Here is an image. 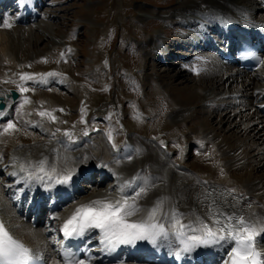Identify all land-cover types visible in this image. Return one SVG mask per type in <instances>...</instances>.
<instances>
[{"label":"bare ground","instance_id":"obj_1","mask_svg":"<svg viewBox=\"0 0 264 264\" xmlns=\"http://www.w3.org/2000/svg\"><path fill=\"white\" fill-rule=\"evenodd\" d=\"M250 6H257V10L255 7L249 9ZM52 10L53 8L50 9V11ZM137 11L139 21L150 18V20L160 19L165 23L171 22L172 24V28L169 29H172L173 35L176 34L175 39L168 38L170 35L168 36L167 30L165 35L164 28H167L165 25L158 33L155 34V31L154 36H150L146 40L139 39L138 49L140 48L144 55L156 56L154 67L164 65L161 73L156 72V77L161 78L165 73L174 71V74L168 78H174L178 83L184 84L182 92L188 95L189 100L198 99L202 103L203 115L206 118L201 119L199 127L195 122L198 118L197 111L188 106L190 105L189 101L182 99L179 104L173 103L174 110L170 113L174 122L184 119L187 123L195 122V127L190 128L189 131L198 132L200 139L190 132L183 134L185 136L183 141H177L169 146L174 152L173 159H171V154L162 152L158 148V145H165L161 143L163 137L151 134L149 131L146 133L147 137L139 133H136L139 136L130 135L128 138L123 136L122 141L117 145L118 151L110 149L109 144L112 147L111 142L113 141L108 140L107 134L104 136L95 134L82 141L80 138L65 141L66 138H54L50 133L45 132L44 128L40 127L42 121L37 122L38 118L33 121L26 118L27 114L24 110L16 113L14 108L20 99L16 103L9 99L7 108L4 110L5 115L0 117V145L7 136L5 132L1 133V129L7 124L5 122L9 116H12V121L15 117L14 122L17 119L27 129L33 124V127L36 128L35 133L40 132L39 134L46 137L38 138L39 140L32 144L15 147L10 154L11 158L8 156L9 161H6L8 163L0 158V165L4 163L6 170V173L3 174L0 169V208H4L3 200L6 202L7 195L15 190L14 186H10L13 180L12 173H14L12 161L14 160V163L20 166L46 159L48 168L53 166L58 170L75 168L79 174L83 168L94 166L107 172L105 177L108 178L98 186L94 185L87 196L72 201L68 206L70 209H75L80 204L88 203L94 199L105 197L119 199L121 197L115 194L116 188L119 189L118 186L125 180H129L128 178L139 176L142 179L138 180L140 187L138 186L136 191H139L140 188H145L146 191L137 201L141 209L135 217L137 219L145 217L149 210L157 205V201L162 200L160 208L162 207L168 214L171 209L182 213V222L187 224L195 220L197 216L206 217L208 205L215 201L216 205L229 215L233 212L237 215L243 214L259 223L264 220V108H262L264 105V64L259 72L247 74L225 66L213 55H198L191 60L180 62V65H177L180 69L174 68L171 63L164 64L162 60L173 57L172 49L180 50L189 46V35L193 29L186 23H193L196 26L197 17L207 24L214 25L225 19L242 22L244 18L246 23L251 26L264 23V20L259 17L264 11V0H177L176 4L167 10L155 12L147 8H137ZM5 20H8L11 25H15L13 23L16 21V16L11 18L6 15ZM3 23L1 18L0 58H6L7 51L12 49L18 52L22 58H26L28 54L25 55L26 51L24 53L25 48L22 47L20 39L29 33L36 41L42 40L43 37H49L46 30L43 31V29L36 33L39 30H36L37 27L31 25L32 23L28 24L30 28L13 26L8 28L4 27ZM178 28H180V32ZM175 30L179 33L177 34ZM203 40L206 41L203 48L212 46L207 36L203 35ZM125 73L127 74V72ZM131 81L133 82V79ZM227 85L234 88L233 92H229ZM7 90L0 88V95H6ZM137 91L132 90V92ZM261 98L262 103L257 106L256 102ZM164 108V105L160 106L159 112H164ZM239 114L242 119L238 122L234 118ZM206 119L213 120L212 124L211 122L208 124ZM186 122L184 120V123L181 124L186 125ZM43 123L45 122L43 121ZM94 123L96 124L98 121H94ZM225 125L226 127H224ZM103 126L106 131L113 130L108 121ZM222 126L224 131L235 137L234 142L228 143L220 135ZM177 127L178 131H182L180 125ZM148 139L150 141L154 139L156 144L150 143ZM189 142H195L198 145L196 157L199 160L193 159L190 167L185 166L182 160L183 149ZM136 148H139L138 152H136ZM85 156L89 158L87 162L83 160ZM128 156H131V159H128ZM101 163L107 164L108 167H100ZM22 177L23 175L18 182L22 183ZM143 178H146L147 183ZM205 181L207 183H204ZM41 187L39 183L38 188ZM228 189H235L234 195L238 198L237 200H233V197L228 194ZM131 193L133 196L134 193L132 191ZM205 194H207V199H205ZM7 203L9 204V200ZM229 205H233V207H229ZM66 210L63 208L58 214L65 213ZM5 216L1 215L3 219ZM7 216L10 220L8 226L12 227L15 220L11 215ZM158 218L162 220L163 216H158ZM20 228V230H14L11 233L20 237L21 241L30 243L36 250L43 249V246L36 242L42 237L41 230L33 231L29 225L28 228L26 225H20ZM261 243H264L263 237L260 240ZM44 246L48 248L49 243L45 242ZM229 250V245L225 244L221 249H207V252H215L219 258L225 256L228 259L227 251ZM49 262L55 263L56 259L50 256ZM215 264H220V262L217 261Z\"/></svg>","mask_w":264,"mask_h":264},{"label":"rangeland","instance_id":"obj_2","mask_svg":"<svg viewBox=\"0 0 264 264\" xmlns=\"http://www.w3.org/2000/svg\"><path fill=\"white\" fill-rule=\"evenodd\" d=\"M114 1L49 0V4L52 5L49 8L53 10L47 9L48 14L44 16L46 20L41 18L37 24H31L39 30L36 33L43 29L49 37L36 41L29 33L20 39L24 45L22 47L25 48L24 53L26 51L25 55L28 54L26 58H22L13 49L7 51L6 58H0V87L18 90L21 73H59L54 77L64 83L61 88L54 85L45 87L42 83L35 81L24 82V86L30 91L21 93V95L22 98L27 96L31 103L25 104L19 110H24L27 114L25 117L31 121L35 118H38L37 122L44 121L45 123L40 127L53 128L55 136L66 131L75 136H84L83 133L86 130L89 133L88 136H92L90 133L94 131L92 126L105 123V121H100V119H105L113 127L111 133L114 135L116 145L122 141L121 138L124 135H138L136 133H139L147 137V131L162 136L165 145L170 146L177 141L180 142L178 135H182L185 139L184 135L190 132V128L195 127V122L199 127L201 119L206 118L203 115L202 103L198 99L189 100L188 95L182 92L184 84L178 83L174 78H168L174 74V71L165 73L161 78L156 77L157 73H161V69L154 67L156 60L152 63L153 60L148 57L156 58V56L148 54L143 56L144 53L140 48L138 51L139 39L146 40L154 36L164 28L165 22L160 19L150 20V18L139 21L137 11V8H147L155 12L167 10L174 6L177 0H116L115 3ZM253 7L257 10V6H250L249 9ZM125 8L128 10L124 13ZM166 29L164 28L165 35L168 31V36L170 35L168 38L175 39L176 34H172V29H167V31ZM179 32L176 31L177 34ZM68 49L71 51L69 52ZM62 52L63 57L60 55ZM172 66L180 69L178 66ZM142 68L145 71H140ZM147 71L150 72L147 73ZM142 75L141 82L138 84L136 77ZM49 79L51 76L47 77V81L51 82ZM140 85H143V88ZM227 88L229 92L232 89L228 85ZM132 90L138 91L132 92ZM182 99L189 101L188 106L197 111L198 118L195 122L187 123L184 119L186 122L184 125L181 124L184 120L174 122L169 118L171 111L174 110L172 104H179ZM259 104L261 103H257ZM162 105L165 108L164 112L160 113L159 108ZM18 107L20 104L16 109ZM44 110L53 112L57 120L53 122L48 117L39 116V111ZM165 111L169 112V116ZM81 116L85 122H81ZM234 119L239 122L242 116L239 114ZM206 120L208 124L210 122L212 124L213 120ZM94 121L98 123L95 124ZM163 123L166 128H163ZM15 125L16 130L7 132L6 139L0 145V158L4 162L9 157L11 158L10 154L17 147L14 143L25 146L36 142L34 140H39L38 138H44V136H38V132L35 133L31 128L27 129L26 126H22L18 121ZM178 125L181 126L182 131H178ZM190 133L200 139L198 132ZM166 134L170 137L166 138ZM220 135L228 143L235 141V137L224 131L223 126ZM104 142L107 144L105 139ZM11 146H13L12 149ZM192 147L189 146L186 152L189 153ZM168 154L170 155V152ZM192 154L193 159L197 161L196 152ZM192 161L188 162L189 167Z\"/></svg>","mask_w":264,"mask_h":264},{"label":"snow or ice","instance_id":"obj_3","mask_svg":"<svg viewBox=\"0 0 264 264\" xmlns=\"http://www.w3.org/2000/svg\"><path fill=\"white\" fill-rule=\"evenodd\" d=\"M3 26L10 28L12 25L8 20H4ZM68 51L70 52L71 49ZM60 55L63 57L64 53L62 52ZM45 62L47 61L45 60ZM260 63L264 64V60H261ZM57 75L59 73L55 72L21 73L18 91L22 94L30 91L24 86L26 81L47 83V77ZM29 103L31 101L27 96H24L17 112ZM81 112H84L83 108ZM4 115V111L0 110V117ZM38 115L48 117L53 122L57 120V117L50 111H39ZM81 122H85L83 116H81ZM15 130V123L9 119L3 127V132ZM88 134L87 130L83 133L84 136ZM64 135L71 140V132L66 131ZM108 140L113 141L111 132L108 133ZM112 148L119 150L114 141ZM88 159L87 156L83 157L84 162H87ZM128 159H131V156H128ZM99 166L108 167L105 163H101ZM20 172L24 174L22 179L25 182V187H30L32 182L38 181L47 192H51L57 186H61L65 190L68 187H73L75 177L78 175L75 168L63 170H58L55 166L48 168L46 159L36 163L21 164ZM16 174L12 173V175ZM140 179L142 178L135 176L121 183L118 186L122 194L119 199L105 197L77 206L60 227L64 236L83 239L98 231L101 250L109 255L115 253L121 246H136L138 242H147L156 248L162 241H167L170 247L169 255H175L177 259L191 256L201 249H221L227 244L230 250L227 251L228 259L224 260L223 264H264V250L259 249L256 244L257 237L264 234V220L257 223L243 214L237 215L233 212L229 215L217 206L215 201L208 205L206 217L197 216L195 220L187 224L182 222L183 214L177 213L175 209H171L169 214L161 220L157 213L163 203L162 200L157 201V205L150 209L145 217L137 219L135 217L141 211L137 201L146 191L145 188L136 191L133 187ZM143 179L147 183L146 178ZM127 189H131L134 195L131 197L127 195ZM20 191L23 192L24 189L22 188ZM227 192L233 197V200L238 199L234 195L235 189H228ZM205 199H207V194H205ZM229 207H233V205H229ZM52 218L59 219V216L54 214ZM64 261L65 264H91V257H88L87 260H77L74 254L66 252ZM0 264H42V257L24 242L14 237L3 221H0ZM119 264H123V261H119Z\"/></svg>","mask_w":264,"mask_h":264},{"label":"water","instance_id":"obj_4","mask_svg":"<svg viewBox=\"0 0 264 264\" xmlns=\"http://www.w3.org/2000/svg\"><path fill=\"white\" fill-rule=\"evenodd\" d=\"M12 98H13V99H16V98H17V93L14 92V91H12ZM0 100H2V101L0 102V109H2V108L4 107L3 98H0Z\"/></svg>","mask_w":264,"mask_h":264}]
</instances>
